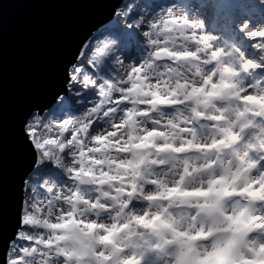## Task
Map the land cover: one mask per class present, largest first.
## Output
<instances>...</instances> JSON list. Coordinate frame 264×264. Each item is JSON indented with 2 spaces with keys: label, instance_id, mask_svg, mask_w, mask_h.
I'll use <instances>...</instances> for the list:
<instances>
[{
  "label": "clouds",
  "instance_id": "obj_1",
  "mask_svg": "<svg viewBox=\"0 0 264 264\" xmlns=\"http://www.w3.org/2000/svg\"><path fill=\"white\" fill-rule=\"evenodd\" d=\"M241 2L122 6L87 102L32 125L4 264H264V22L217 7Z\"/></svg>",
  "mask_w": 264,
  "mask_h": 264
},
{
  "label": "water",
  "instance_id": "obj_2",
  "mask_svg": "<svg viewBox=\"0 0 264 264\" xmlns=\"http://www.w3.org/2000/svg\"><path fill=\"white\" fill-rule=\"evenodd\" d=\"M127 0H0V264L15 234L34 146L22 123L70 95L72 64ZM26 140V137H25Z\"/></svg>",
  "mask_w": 264,
  "mask_h": 264
},
{
  "label": "rangeland",
  "instance_id": "obj_3",
  "mask_svg": "<svg viewBox=\"0 0 264 264\" xmlns=\"http://www.w3.org/2000/svg\"><path fill=\"white\" fill-rule=\"evenodd\" d=\"M254 2V0H252ZM129 0L126 1V3H128ZM183 3L185 4V7L187 10L189 11H196V9L193 7V4L195 2H193L192 0H183ZM217 7H221V8H226L229 12V14L231 15V17L235 18V19H241V18H247V19H252L253 21L255 20H260L262 22H264V9H259L255 11V14L252 13V10L247 8L240 11L238 10L237 8H234L232 5H228V6H217ZM259 8V7H258ZM123 10V8L121 7V9L118 10L116 16L108 23L106 24L100 34H96L95 36H93L91 39H89V41L86 43L88 45L91 46V49L93 50V47L94 45L96 44L97 42V39L98 38H102L104 35H107V34H110V33H119L117 30H112V29H116L118 26L116 24V20L118 17H121L119 15V13ZM211 15V14H210ZM218 29L220 31H227V27H228V24H227V21H225L224 25L223 26H217ZM105 29V30H104ZM85 55L87 57V59L85 60V63L83 64L82 62H80V58H79V61H78V64L80 65V67L82 68V73L81 75H91L93 73V68L89 65L88 61L92 55V51H85ZM84 55V57H85ZM70 81V80H69ZM69 92H70V95L67 96V97H63L60 99V101L57 103V105L55 106L54 110L51 111V114H49L48 118L46 119L45 115L43 116H40V115H35L36 117H38L40 123H41V126L43 125V123L47 122L48 120L50 119H58L60 117H63L65 116L66 114L68 113H71L74 111V105L75 103L72 101V94H73V91L75 88H77L78 90L82 89L83 88V85L82 83L80 82H77V83H72L71 81L69 82ZM79 87V88H78ZM90 98V92H89V89L86 90V94H85V102H87V100ZM39 131V129L37 130Z\"/></svg>",
  "mask_w": 264,
  "mask_h": 264
},
{
  "label": "snow or ice",
  "instance_id": "obj_4",
  "mask_svg": "<svg viewBox=\"0 0 264 264\" xmlns=\"http://www.w3.org/2000/svg\"><path fill=\"white\" fill-rule=\"evenodd\" d=\"M82 48L83 50L78 52V56L81 60L83 59L85 55V51H92L91 46L88 44L82 45ZM88 63L91 67H93L90 60L88 61ZM82 71L83 70L79 64H72L70 71L68 72L69 80L74 84L77 82H80V83L86 82L88 80V75L87 74L81 75ZM30 115L32 116V118L31 119L25 118L24 122L22 123V136H23L24 142H26V145L28 147H29V140L32 145L35 143V140H34L35 132L33 131L32 125L34 124L36 120H38V117H36L35 115H32V114ZM25 137H26V140H25ZM36 147H40V145L37 144Z\"/></svg>",
  "mask_w": 264,
  "mask_h": 264
},
{
  "label": "trees",
  "instance_id": "obj_5",
  "mask_svg": "<svg viewBox=\"0 0 264 264\" xmlns=\"http://www.w3.org/2000/svg\"><path fill=\"white\" fill-rule=\"evenodd\" d=\"M232 6L234 8H237L240 11L246 9V7H247V8L252 10L253 14H255L256 10L259 11V9H261V8H258V6L252 0H244V2L235 3V4H232ZM122 23H123V18L122 17H118L117 20H116V24H117L118 27L116 29H112V30H114V31L117 30L118 32H120V26H121ZM102 32H103V30H102ZM86 59H87V57L85 55V57H83V59L80 60V62H82L84 64ZM86 90H88V88L83 87L80 90L75 88L74 91H73L72 97H71L72 101L75 103L76 101L80 100L81 98H84L85 94H86ZM48 116H49V114L45 115L46 119L48 118ZM49 172H50V170H48V169L42 170L41 171V175L49 174Z\"/></svg>",
  "mask_w": 264,
  "mask_h": 264
},
{
  "label": "bare ground",
  "instance_id": "obj_6",
  "mask_svg": "<svg viewBox=\"0 0 264 264\" xmlns=\"http://www.w3.org/2000/svg\"><path fill=\"white\" fill-rule=\"evenodd\" d=\"M100 32H101V31H100ZM100 32H99V33H97V35H98V34H100Z\"/></svg>",
  "mask_w": 264,
  "mask_h": 264
}]
</instances>
